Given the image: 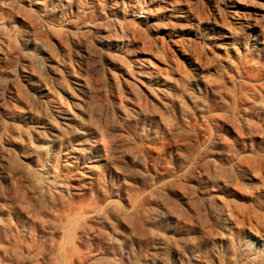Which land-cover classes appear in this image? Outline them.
I'll return each instance as SVG.
<instances>
[{
	"label": "rangeland",
	"instance_id": "rangeland-1",
	"mask_svg": "<svg viewBox=\"0 0 264 264\" xmlns=\"http://www.w3.org/2000/svg\"><path fill=\"white\" fill-rule=\"evenodd\" d=\"M0 264H264V0H0Z\"/></svg>",
	"mask_w": 264,
	"mask_h": 264
},
{
	"label": "bare ground",
	"instance_id": "bare-ground-1",
	"mask_svg": "<svg viewBox=\"0 0 264 264\" xmlns=\"http://www.w3.org/2000/svg\"><path fill=\"white\" fill-rule=\"evenodd\" d=\"M253 14H255V13H253ZM251 16H253V15H251ZM251 16H249V18L251 17ZM248 17V16H247ZM252 18V17H251ZM247 24H249V22H246ZM250 25V24H249ZM234 31V30H233ZM191 51V50H190ZM195 51V50H194ZM37 187V186H36ZM73 192V194H74V190L72 191ZM76 254V253H75Z\"/></svg>",
	"mask_w": 264,
	"mask_h": 264
}]
</instances>
